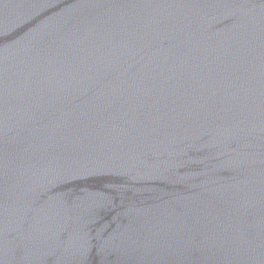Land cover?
Returning a JSON list of instances; mask_svg holds the SVG:
<instances>
[{"label": "water", "instance_id": "1", "mask_svg": "<svg viewBox=\"0 0 264 264\" xmlns=\"http://www.w3.org/2000/svg\"><path fill=\"white\" fill-rule=\"evenodd\" d=\"M0 264H264V0H0Z\"/></svg>", "mask_w": 264, "mask_h": 264}]
</instances>
